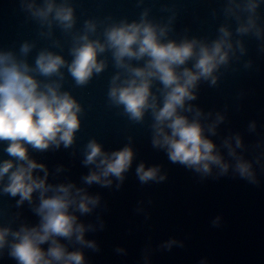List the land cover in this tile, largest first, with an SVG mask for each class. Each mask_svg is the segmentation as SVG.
<instances>
[{"label":"clouds","instance_id":"9594fccd","mask_svg":"<svg viewBox=\"0 0 264 264\" xmlns=\"http://www.w3.org/2000/svg\"><path fill=\"white\" fill-rule=\"evenodd\" d=\"M260 3L261 0H228L224 13L237 21L238 36L251 34L264 39V29L257 24ZM22 8L41 29H47L39 35L51 43L38 51L34 64L28 61L34 43H22L19 55L0 51V142L7 144L4 151L11 157L0 162V194L19 197L17 207L28 202L39 220L32 226L22 223L16 230L0 227V253L7 248L8 256L17 264H85L84 253L79 249L69 251L61 240L99 250L95 241L85 238L86 232L95 230L94 226L80 222L76 213L91 214L100 205V196L90 195L86 188L74 183H48L46 166L29 155V148L44 152L61 146L69 149L76 143L84 109L72 92L64 89V70L73 87L84 88L108 69L110 56L114 73L108 80V105L121 109L120 114L132 124L144 125L149 116L151 144L164 150L171 163L193 170L201 178L211 176L213 166L219 169V176L228 174L230 164L206 135L215 136L225 117L217 112L205 126L202 120L212 113L205 114L191 103L197 99L201 81L216 86L220 68L228 66L237 51L240 55L246 52L241 40H236L234 46L228 25H221L217 37L210 42L186 37L178 42L168 38L171 18L167 23L155 22L149 19L148 9L141 12L138 20L108 23L98 34L101 24L94 19L84 20L76 28L75 9L68 0H43L42 4L25 0ZM241 12L248 14L246 20H242ZM54 26L68 45L70 61L50 50L63 51L60 39L54 38ZM223 144L235 157L234 173L249 184H257L252 163L236 153L243 147L241 137H229ZM133 159L130 144L109 152L90 138L83 146L82 163L94 167L82 181L88 186L107 188L115 178L119 189ZM37 171L43 175H36ZM135 173L141 184L160 183L167 178L159 166L146 168L144 163L136 167ZM34 193L38 194V203H34ZM103 226L101 222L100 228ZM212 226H219V218L212 221ZM176 243L171 240L163 247L170 249ZM45 244L47 249L42 247Z\"/></svg>","mask_w":264,"mask_h":264}]
</instances>
